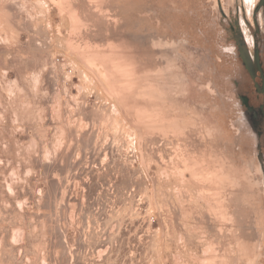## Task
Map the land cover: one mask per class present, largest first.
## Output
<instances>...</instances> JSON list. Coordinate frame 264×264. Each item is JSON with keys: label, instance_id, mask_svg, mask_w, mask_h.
<instances>
[{"label": "rangeland", "instance_id": "1", "mask_svg": "<svg viewBox=\"0 0 264 264\" xmlns=\"http://www.w3.org/2000/svg\"><path fill=\"white\" fill-rule=\"evenodd\" d=\"M247 1L0 0V264H264Z\"/></svg>", "mask_w": 264, "mask_h": 264}, {"label": "flooded vegetation", "instance_id": "2", "mask_svg": "<svg viewBox=\"0 0 264 264\" xmlns=\"http://www.w3.org/2000/svg\"><path fill=\"white\" fill-rule=\"evenodd\" d=\"M218 7L224 17L231 13L229 8L219 4ZM261 8L264 9V0H258L250 19L246 17L247 10L236 5L235 15H229L227 29L244 71L241 80H234L236 90L232 93L231 89L230 96H236L245 123L255 134L256 155L264 176V23L262 25L258 18ZM239 9L245 18L239 17Z\"/></svg>", "mask_w": 264, "mask_h": 264}]
</instances>
